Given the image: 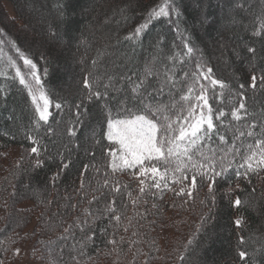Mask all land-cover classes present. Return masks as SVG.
<instances>
[{"label": "trees", "instance_id": "obj_1", "mask_svg": "<svg viewBox=\"0 0 264 264\" xmlns=\"http://www.w3.org/2000/svg\"><path fill=\"white\" fill-rule=\"evenodd\" d=\"M6 1L20 23L27 18L23 13L26 3L39 17L38 32L50 29L44 35L48 46L44 54L38 55L42 51L37 46L27 42L24 34L14 32V25L9 30L17 35L8 37L1 26ZM215 2L167 0L169 15L148 21L149 13L158 10L165 0H0V70L5 72L0 76V264H12L17 250L25 246H30L33 259L45 264H264V171L238 180L236 168H229L209 193L210 181L202 177L198 176L196 187H191L192 172L187 173L189 179L173 183L170 171L157 189L150 187L154 183L151 173L138 175L140 167L122 172L110 167L114 147L105 138L108 111L114 118H130L127 110L141 112L144 96L147 99L143 103L161 101L168 105L173 118L187 116V102L181 96L194 84L198 63L205 66V71L211 68V76L228 86L214 89L209 81L199 78L205 85L208 107L199 103L206 115L211 108L215 125L203 150L207 153L215 149L219 157L223 155L220 149L235 144L243 153L256 138L264 139V87L259 81L264 69V31L256 34L264 25L260 17L264 9L258 7L259 0H248L251 8L244 9L240 4L239 10H232L235 3L231 1L219 2L226 12L208 28L199 21L200 8L202 16H212ZM107 11L108 19L104 17ZM146 21L147 27L134 36L136 28ZM12 22H17L16 18L9 24ZM57 34L60 36L55 40ZM218 35L228 36L235 45L225 52L230 70L212 56L210 43ZM53 41L63 43L53 46ZM185 44L193 49L191 54H187ZM195 47L202 48L203 56ZM249 47L254 54L248 52ZM78 51L85 63L78 67L73 62L72 73L66 78L75 81V88L64 90L61 55L73 58ZM20 52L36 65L41 80L36 87L42 86L50 101L48 123L40 122L39 128L34 123L38 116L28 90L8 64L11 58L35 86L27 75L28 66H22ZM238 57L255 62L246 68L244 63H236ZM152 62L159 79L165 80L167 75L175 83L163 93L158 92L156 77H145ZM232 69L237 76L228 75ZM253 74L258 77L255 90L248 87ZM85 77L99 92H103L107 80H112L113 88L122 95L105 92V98L102 95L99 100H89ZM140 80L145 81L143 95L133 97L129 87ZM241 83L245 88L240 89ZM194 86L199 94L200 84ZM238 92L243 93L247 111V115L241 112L239 121L231 116L239 107ZM120 103L124 105L120 107ZM105 104L107 108L100 107ZM200 111V107L194 110L196 118ZM220 111L225 115L218 120ZM251 123L257 125L253 129L256 135L241 137L240 132L247 133ZM92 127L94 136L90 138ZM70 128L75 135L68 134ZM29 135L39 143L34 144ZM219 135L225 137L226 144H221ZM33 146L38 147L39 155L31 153ZM11 151H15V158ZM233 163L238 165L242 160L237 156ZM159 167L163 171V165ZM141 180L145 182L144 193L140 192ZM181 188L185 194L176 195ZM189 189L191 197L186 194ZM237 199L239 205L235 204ZM109 206L120 215L119 222L111 219ZM88 236L91 240L86 239ZM109 239L115 243L108 244ZM239 251L247 253L245 260L240 259Z\"/></svg>", "mask_w": 264, "mask_h": 264}, {"label": "snow or ice", "instance_id": "obj_2", "mask_svg": "<svg viewBox=\"0 0 264 264\" xmlns=\"http://www.w3.org/2000/svg\"><path fill=\"white\" fill-rule=\"evenodd\" d=\"M174 11V9H171ZM169 15V5L167 0L162 6H158V10H153L149 13L148 21L155 17H163ZM148 21L144 24H141L136 28L134 36L138 37L141 32L147 27ZM261 31H264V25H262L261 29L257 31V35L260 34ZM131 39V37H128ZM15 47V45H13ZM185 47L188 49L187 54H191L193 49L185 44ZM19 52V49H17ZM249 53L254 54V49L249 47ZM20 59L23 60L25 66L30 67L31 77L35 81V86L30 83L25 75H22L21 70L16 68L15 63L11 60L8 61L10 67L15 69V78L19 79V83L23 85L28 90V95L31 97L32 103L35 105V111L37 113L38 119L34 121L36 128L41 126L40 122L48 123L49 119V99L44 92L43 87L40 86L41 80L40 77L36 74V65L32 62L31 59H28L24 53L20 52ZM96 61H93L95 64ZM204 65L198 63L196 66V73L194 74L197 78L194 81L193 85L188 87L187 93L181 96V100L187 102L188 115H176L173 118L172 115H169V106L164 104L161 101H157L155 104H143V109L139 113H131V110H127L130 113V118H114L111 110L108 111V122L107 129L108 131L105 133V137L109 141H115L120 145V155L119 160L120 164H117L115 161L117 159L116 152H110L113 157V163L111 167L113 170H117L120 168H134L136 166H140L139 174L140 176H146L148 173L152 174V179L154 183L150 187H155L159 189L161 187L160 181L166 180L167 174L171 171L173 173V183H182L184 180L189 179L187 173L192 172L191 175V187H196L198 181L197 177H202L210 181L208 183L209 193L214 191L213 185L216 183L217 178L224 177L229 168L235 167L236 172L235 175L237 179H250V175L253 173L258 174L260 171H264V139L256 138L254 143H249L247 145V151L241 153V149L237 148L235 144L232 147L220 149L223 152V155L217 157L216 150L211 149L210 152H205L203 149L207 147L206 141H209L214 134L215 125L213 124L212 116H211V108L208 109V114L206 115L203 111V107L200 105V101L203 102L204 107H208V101L205 96V85L200 82V77H203L204 80L209 81L211 86L215 89L219 86L220 89H225L228 87L224 82L215 79L211 76L212 69L207 68V71L204 70ZM5 75V72L0 70V76ZM146 75H151L149 71ZM111 79V78H109ZM258 77L253 74L250 77V84L248 87H251L253 90L256 89ZM260 86L264 87V71H262L260 77ZM172 77H168L166 83L171 84ZM84 87L89 90L88 99L91 100L95 97L99 100L102 94L99 91H96L92 88V83L88 77L84 78ZM200 84L199 94L195 92V84ZM145 81L140 80L139 83H136L132 92L134 95H143L141 89L144 88ZM109 87V85H105V88ZM240 89L245 88V85L241 83L239 85ZM159 93H163L164 87L161 86L159 88ZM106 96V93L103 94ZM149 95H151L149 93ZM236 95L240 96L239 107L235 108L231 112V116L234 120L239 121L242 116L241 112L243 111L244 115H247L246 105L243 102L244 96L243 93H236ZM155 99V97L153 98ZM195 100L197 103H193ZM42 102V103H41ZM79 109L80 105L76 106ZM105 108L108 106L105 104ZM172 107H175L173 105ZM200 107L201 111L199 114V118H196L194 110ZM56 108H61L60 104H56ZM183 111V109H181ZM119 115V113H117ZM225 113L220 111L216 116V119H220V117L224 116ZM77 120H79V113H77ZM206 125V127H205ZM248 131L240 132V136L243 137L245 134L252 138L256 134L253 129L257 127L255 123H251L247 125ZM264 131V129H262ZM69 135H75V130L70 128L68 130ZM28 139L31 140L34 144H38L39 141L36 140L31 135L28 136ZM219 140L221 144H226L225 137L223 135H219ZM31 153L39 155V149L36 146L31 148ZM199 156V159L196 157ZM239 156L242 160V163L238 165H234L233 161L236 157ZM155 160L157 164H152L151 162ZM148 162L147 164L145 162ZM39 159L36 160V165L39 166ZM159 165H163V171ZM64 168L68 167V164L63 165ZM95 167V165H92ZM88 165H85V169L87 170ZM176 173L180 175L178 177L175 176ZM159 177V179H156ZM144 180L140 181L141 187L140 192L144 193ZM107 184V181H105ZM83 186V185H82ZM164 187L167 188L168 184L165 182ZM115 191H119V187L115 188ZM185 190L181 188L176 195H184ZM189 197L192 196V192L189 191L186 193ZM135 203V202H134ZM241 202L239 199L235 201L236 205H239ZM107 212L111 213V219L120 221V215H116L115 208L109 206L107 208ZM236 225H240V221H236ZM79 227V225H77ZM71 227V226H69ZM83 231V228H81ZM69 228L65 229V232H68ZM127 231V229H125ZM135 234V233H134ZM87 240H91V236L86 238ZM108 244H114L115 241L109 239L107 241ZM191 243V241L189 242ZM243 243V240H241ZM18 251V250H17ZM240 259L243 261L247 255L244 251H239L238 253ZM183 260V256L180 257Z\"/></svg>", "mask_w": 264, "mask_h": 264}, {"label": "rangeland", "instance_id": "obj_3", "mask_svg": "<svg viewBox=\"0 0 264 264\" xmlns=\"http://www.w3.org/2000/svg\"><path fill=\"white\" fill-rule=\"evenodd\" d=\"M233 2L235 3L234 6L232 7V10H239L240 8V4L241 6L245 9V8H251V5L250 3L248 2V0H244V2H241L239 0H217V2L215 3H212V5H214L215 7V11H214V14L211 16L210 14H206V16H202V9L200 8V13H199V21L200 23H202L205 27H208V28H211L213 25H214V21L216 22V20H219L222 13L226 12V7L224 8L223 6L220 7V5L218 4L219 2ZM19 4H22V2L18 1ZM258 7L259 8H262L264 9V0H259V3H258ZM12 5L10 4V2H5L4 4V19L2 20L1 22V26L7 31V35L8 37H11V38H15V36L17 34H15L14 32H17L18 34H24L27 38V42H31L32 44H34V46H37L38 49H40V52L38 55H41V54H44L45 53V50L47 49L48 46H46L47 42L44 41L45 39V36L44 35H47L49 32H50V29H45V31L42 33L38 32V28L40 27V24L38 23V20H39V17L34 9V7H30L28 4L24 3V10H23V13L26 14L27 18L24 20L23 24L20 23V21L17 20V17L14 15V12H13V9H12ZM110 14V11H107L104 15V17L106 19H108V16ZM261 17V20L264 21V16H260ZM14 18H16V21L17 22H12V24H9V22H11V20L14 21ZM11 25H14L15 27H17L14 32L12 33L9 28L11 27ZM177 25V23H176ZM219 31H221V27L219 29ZM57 36H60V35H56L55 36V40L57 38ZM220 37V38H219ZM43 38V39H42ZM29 39V40H28ZM232 39H230L228 36H219L218 37L216 36L215 38H213L211 40V43H210V46L212 47L213 49V55L214 58L222 63V65L224 67L227 68V70H230V63H229V58H227L225 52L226 51H230L231 49L233 50L235 48V45L233 42H231ZM59 43H63V42H59ZM58 42L56 41H53V46H57L59 45ZM229 43V44H228ZM26 45V44H25ZM27 47H29L28 45H26ZM61 46V45H60ZM62 47V46H61ZM64 49V46L62 47ZM55 50H60L61 48L58 47L57 48H53ZM196 52L203 56V52H202V48H196ZM187 50V53H188V49L186 48ZM62 54V53H61ZM105 56V55H104ZM62 57V65L59 67L61 73L63 75H65V82L63 84V89L66 90V89H74V85H75V81H68V78H66V75H70L72 73V69L71 67L72 66H75V64L78 66V67H81L84 63H85V57L82 55V53L80 51H78L75 56L72 58V56H66V55H61ZM236 58V56L234 57ZM74 59V60H73ZM92 59V56H90L88 58V62H90V60ZM23 62V60H22ZM73 62H75V64H73ZM253 62H255V60L253 61L250 60V61H247L245 59H242L241 57H238V59L236 60V63H241L245 65L246 68H248L251 64H253ZM151 67L148 69V71L146 73H148L149 71L151 72V75H145L146 78L148 77H156L157 79V84L159 85L158 87V90L161 86L164 87V91H166L169 87L173 86L175 83L172 82L171 84L169 83H166L167 80H168V77L167 75H164L165 76V80H162V79H159V73L156 71V69L154 68V62L150 63L149 64ZM22 66L27 68L24 63H22ZM98 66H99V63H98ZM31 69L30 67L27 68V75H30L31 76ZM36 71V69H35ZM93 71H97L95 68H93ZM264 71V69H263ZM100 75V74H99ZM228 75L230 76H237L238 75V72L236 70L233 71L232 69V73L229 72ZM72 77H75V75H72ZM94 77V76H93ZM92 77V78H93ZM108 81V84L107 82L104 84L103 86V92L100 91V93L103 95L105 92H113V93H116V94H119V95H122L121 91L117 88V89H114L113 88V85H112V80H107ZM109 85V87L105 88V85ZM132 86L129 87V91L131 92L132 96L133 97H140L141 95H134L133 92H132ZM159 92V91H158ZM103 98H105V96L103 95ZM143 101H145V99H147V97H142ZM42 103V102H41ZM124 105V103H120L119 106L122 107ZM101 108L104 109V106L100 105ZM119 119H123V118H119ZM94 130H95V127H92L91 129V133L89 136H91L90 138H92L94 136ZM108 131L107 129V124L105 126V133ZM106 138V137H105ZM106 140L113 145V151L116 152L117 154V159H116V163L117 164H120V160H119V155H120V145L118 143H116L114 140L113 141H109L107 138ZM62 143H64V141H61ZM11 154H12V157L15 158L16 157V153L15 151H11ZM113 163V157L111 156L110 154V167H111V164ZM145 163H148L147 161ZM140 166H136L134 168H120V169H117L115 171H118V172H122V171H128V170H133V169H136V168H139ZM111 169L113 170V168L111 167ZM114 171V170H113ZM12 264H45L43 262H41V260L39 258H36V259H33V257L30 256V246H25V247H22L20 248L17 252H16V257L13 261Z\"/></svg>", "mask_w": 264, "mask_h": 264}]
</instances>
